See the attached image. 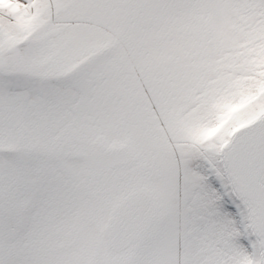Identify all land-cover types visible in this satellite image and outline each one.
<instances>
[{"label": "snow or ice", "instance_id": "6c2138e0", "mask_svg": "<svg viewBox=\"0 0 264 264\" xmlns=\"http://www.w3.org/2000/svg\"><path fill=\"white\" fill-rule=\"evenodd\" d=\"M0 264H264V0H0Z\"/></svg>", "mask_w": 264, "mask_h": 264}]
</instances>
